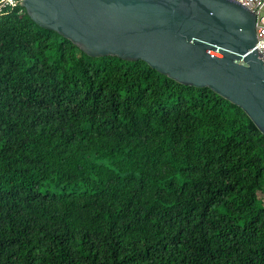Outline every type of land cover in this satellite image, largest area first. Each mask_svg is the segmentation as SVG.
Wrapping results in <instances>:
<instances>
[{
    "label": "trees",
    "instance_id": "obj_1",
    "mask_svg": "<svg viewBox=\"0 0 264 264\" xmlns=\"http://www.w3.org/2000/svg\"><path fill=\"white\" fill-rule=\"evenodd\" d=\"M260 194L238 106L0 14V264H264Z\"/></svg>",
    "mask_w": 264,
    "mask_h": 264
},
{
    "label": "water",
    "instance_id": "obj_2",
    "mask_svg": "<svg viewBox=\"0 0 264 264\" xmlns=\"http://www.w3.org/2000/svg\"><path fill=\"white\" fill-rule=\"evenodd\" d=\"M39 27L93 58L143 61L238 106L264 135L256 16L233 0H19Z\"/></svg>",
    "mask_w": 264,
    "mask_h": 264
},
{
    "label": "built area",
    "instance_id": "obj_3",
    "mask_svg": "<svg viewBox=\"0 0 264 264\" xmlns=\"http://www.w3.org/2000/svg\"><path fill=\"white\" fill-rule=\"evenodd\" d=\"M246 7L256 16V44L254 49L264 56V0H233ZM20 6L19 0H0V14Z\"/></svg>",
    "mask_w": 264,
    "mask_h": 264
},
{
    "label": "rangeland",
    "instance_id": "obj_4",
    "mask_svg": "<svg viewBox=\"0 0 264 264\" xmlns=\"http://www.w3.org/2000/svg\"><path fill=\"white\" fill-rule=\"evenodd\" d=\"M259 198L262 199L263 203H264V195H259Z\"/></svg>",
    "mask_w": 264,
    "mask_h": 264
}]
</instances>
